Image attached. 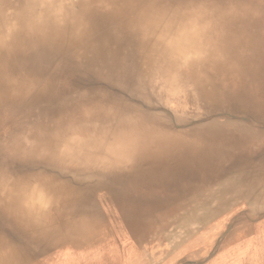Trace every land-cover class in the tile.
Returning <instances> with one entry per match:
<instances>
[{
	"label": "bare ground",
	"instance_id": "1",
	"mask_svg": "<svg viewBox=\"0 0 264 264\" xmlns=\"http://www.w3.org/2000/svg\"><path fill=\"white\" fill-rule=\"evenodd\" d=\"M154 240L264 264V0H0V264Z\"/></svg>",
	"mask_w": 264,
	"mask_h": 264
},
{
	"label": "rangeland",
	"instance_id": "2",
	"mask_svg": "<svg viewBox=\"0 0 264 264\" xmlns=\"http://www.w3.org/2000/svg\"><path fill=\"white\" fill-rule=\"evenodd\" d=\"M180 227H181L180 225L175 224L170 228L169 230V235H170L169 241L170 242H172L174 238H175L174 243L181 242V234L179 233L181 232ZM204 227L205 228L209 227V228L203 229L202 231H199L194 235L186 236V239L191 240L190 244L192 246H194L193 244H195V239L197 241H202V242L207 241V240L209 241L210 239L208 238L210 237V235H212L213 232H218L220 229L219 226H216L215 224L214 225L205 224L203 227H201V229ZM196 237H199V238L197 239ZM165 249H167L166 246H163V245L161 246L158 240H154L151 246H148L146 250H140L132 255L127 256L121 262V264H148V263L149 264H172L171 260L174 259V256L172 257L170 251L165 250ZM218 249L210 251L209 254L205 255V256L212 255L211 260L214 261V264H216V262H218L217 264H219L220 262H222L223 264H243L245 260L247 261V259H256L258 255L260 254L259 248L254 247V245L251 243L250 245L246 246L245 250H242L240 246H237V245H234L229 248L222 249V250H218Z\"/></svg>",
	"mask_w": 264,
	"mask_h": 264
}]
</instances>
